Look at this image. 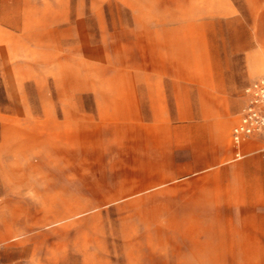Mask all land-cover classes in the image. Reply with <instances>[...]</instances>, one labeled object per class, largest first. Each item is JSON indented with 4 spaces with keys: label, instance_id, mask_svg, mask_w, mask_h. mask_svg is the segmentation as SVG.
Instances as JSON below:
<instances>
[{
    "label": "rangeland",
    "instance_id": "1",
    "mask_svg": "<svg viewBox=\"0 0 264 264\" xmlns=\"http://www.w3.org/2000/svg\"><path fill=\"white\" fill-rule=\"evenodd\" d=\"M263 74L264 0H0V264H264Z\"/></svg>",
    "mask_w": 264,
    "mask_h": 264
},
{
    "label": "built area",
    "instance_id": "2",
    "mask_svg": "<svg viewBox=\"0 0 264 264\" xmlns=\"http://www.w3.org/2000/svg\"><path fill=\"white\" fill-rule=\"evenodd\" d=\"M247 100L241 110L239 121L233 128V140L239 147L244 140L261 136L264 138V74L254 79L246 88ZM264 153V144L261 148ZM243 156L240 150L237 157Z\"/></svg>",
    "mask_w": 264,
    "mask_h": 264
},
{
    "label": "crops",
    "instance_id": "3",
    "mask_svg": "<svg viewBox=\"0 0 264 264\" xmlns=\"http://www.w3.org/2000/svg\"><path fill=\"white\" fill-rule=\"evenodd\" d=\"M239 121V120H238ZM237 121V122H238ZM236 122V123H237ZM236 123H235V125H236ZM234 125V126H235ZM234 126H233V128H234ZM257 139H259V140H261V141H264L263 140V138H257ZM232 140H233V129H232ZM250 140H254V138H248V139H246V140H244L243 141V143L239 146V147H237L236 146V144L234 143V140H233V147H234V152H235V154H236V157H237V151L238 150H240L241 152H242V154L243 155H245L246 154V150H247V146L249 145V143H250V145H252V142H250ZM264 144V143H263ZM263 146V145H262ZM262 148V147H261ZM261 148H260V150H261ZM242 157V156H241Z\"/></svg>",
    "mask_w": 264,
    "mask_h": 264
}]
</instances>
